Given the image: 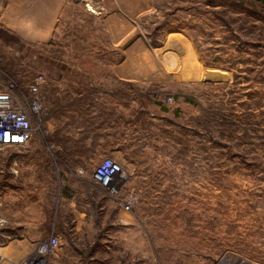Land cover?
Wrapping results in <instances>:
<instances>
[{"label":"rangeland","instance_id":"rangeland-1","mask_svg":"<svg viewBox=\"0 0 264 264\" xmlns=\"http://www.w3.org/2000/svg\"><path fill=\"white\" fill-rule=\"evenodd\" d=\"M39 76L92 92L72 114L43 84L29 146H0V264H264V2L0 0V89L26 105ZM107 157L132 214L94 182Z\"/></svg>","mask_w":264,"mask_h":264},{"label":"built area","instance_id":"built-area-1","mask_svg":"<svg viewBox=\"0 0 264 264\" xmlns=\"http://www.w3.org/2000/svg\"><path fill=\"white\" fill-rule=\"evenodd\" d=\"M45 80L42 76L37 77L29 87L32 95L30 100H25L26 105L19 103L13 94V88L0 89V146L8 148L24 149L32 140L34 129L32 122L36 125L41 123L43 114V98L39 90ZM93 179L95 184L109 198H119L120 192L126 190L119 203L122 211L132 214L136 204V198L132 190L127 187L128 175L123 167L111 158H103L96 166ZM118 200V199H116ZM59 238L51 237L49 240L38 245V251L43 255H55L59 248ZM216 264H256L246 260L223 257Z\"/></svg>","mask_w":264,"mask_h":264},{"label":"crops","instance_id":"crops-1","mask_svg":"<svg viewBox=\"0 0 264 264\" xmlns=\"http://www.w3.org/2000/svg\"><path fill=\"white\" fill-rule=\"evenodd\" d=\"M127 59L123 60V63L121 64H116V63H113V64H110V69L112 71L111 75H112V78L116 79L117 82L119 81H122V82H126V83H129L131 82V79L129 77V75H124L122 76V78H119V72H120V66L124 64V62H126ZM68 68H65L64 70V73H67V74H75L74 75V78L76 77V73L78 71V69H76V67H78V64L77 62L75 61H70L69 63L65 64ZM102 65V64H101ZM84 66V65H83ZM129 66V65H128ZM73 78V79H74ZM68 81V80H67ZM102 83H103V79L100 80ZM82 83V85H81ZM83 81H72L70 80L69 83L66 82V80L64 81H60V82H54L52 87L53 89L50 90V91H47V86L46 84H44V91L43 93L46 94V98H54L56 100L60 99V97H64V99H70V100H67L65 103H64V106H62L63 108L64 107H69V113H75L78 110L79 108V105H78V101H75L74 99H79L81 97H84L85 95H88L90 94L91 92L88 91L86 89H82L80 90V88H83ZM44 94V95H45ZM75 103V104H73ZM75 106V108H72V106ZM78 105V106H77ZM85 106V104H81V106ZM73 106V107H74ZM77 106V107H76ZM80 106V107H81ZM54 144V145H71V146H88L89 143H88V139H81V138H70V139H62V140H59V141H56V142H49V141H42L41 143L39 141H36V143H34L35 145V152L40 150L38 147H43V149H45V147L49 146V144ZM33 150V152H34ZM77 153V157L75 158V160L77 161H82V160H86V150L83 149V150H76L75 151ZM85 154V155H84ZM38 155V154H37Z\"/></svg>","mask_w":264,"mask_h":264},{"label":"trees","instance_id":"trees-1","mask_svg":"<svg viewBox=\"0 0 264 264\" xmlns=\"http://www.w3.org/2000/svg\"><path fill=\"white\" fill-rule=\"evenodd\" d=\"M257 1H259V2H264V0H257Z\"/></svg>","mask_w":264,"mask_h":264},{"label":"bare ground","instance_id":"bare-ground-1","mask_svg":"<svg viewBox=\"0 0 264 264\" xmlns=\"http://www.w3.org/2000/svg\"><path fill=\"white\" fill-rule=\"evenodd\" d=\"M38 254L40 255V254H41V252H40V251H38Z\"/></svg>","mask_w":264,"mask_h":264}]
</instances>
